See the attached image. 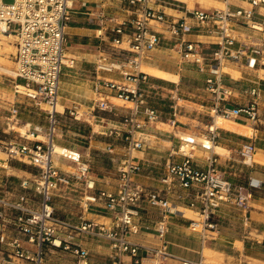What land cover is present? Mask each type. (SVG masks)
I'll list each match as a JSON object with an SVG mask.
<instances>
[{"label": "built area", "instance_id": "2783aa9c", "mask_svg": "<svg viewBox=\"0 0 264 264\" xmlns=\"http://www.w3.org/2000/svg\"><path fill=\"white\" fill-rule=\"evenodd\" d=\"M80 0H0V35L15 37L16 93L24 94L37 106L47 105L50 126L47 142L35 145L10 143L8 153L21 158L38 170L32 177L23 179L20 191L12 196H0V264H45L47 253L69 251L78 264H89L90 251L73 242L75 234H86L108 242L113 250V263L122 264L124 256H130L134 264H167L177 259L168 251L166 242L169 221L173 216L184 217L183 207L197 211L200 220L191 222L193 231L199 232L203 242L219 232V213L224 205H231L247 215L251 209L253 191L262 189L261 178L250 175L244 188L226 179L218 168L217 157L209 158L205 169L199 167L193 156L197 143L193 139H181L180 146L161 176L162 190L152 191L136 181L143 171L135 152L145 147L138 134L147 125L161 121L160 111L152 105L159 98V88L149 83V75L142 67L147 57L165 41L175 40L177 54L187 62L196 64L201 73H208L207 90L215 95L214 111L227 120L244 119L256 124L260 121V90L252 89L249 101L236 107H225L230 92L224 86V67L229 63L256 69L264 66V38L250 36L247 42L235 36L238 26L262 31V25L254 21L256 9L264 7V0H241L248 7L227 9H195L186 17L175 18L151 5V0H113L134 18L118 21L101 12L98 15L97 36L109 40L111 52L102 50L96 62L97 73H117L120 79L97 76L94 91L99 100L97 107L111 110L110 98L115 97L132 104L125 118L126 131L110 129L109 136L122 137L124 155L118 170L117 191L97 190L96 181L89 177L90 167L83 162L80 153L74 157L60 155L65 160L81 165L79 174L73 175L84 182L82 206L86 210L102 211L111 218V224L83 220L74 223L56 212L54 192L61 187H72L74 181L55 166L57 107L60 102L61 78L66 67L74 66L75 59L67 55V36L74 6ZM109 22L111 25H109ZM164 29L166 34L155 28ZM198 29L201 34L213 38L208 43L192 40ZM176 125L178 105L172 106ZM15 113H18L15 110ZM72 114H74L72 112ZM214 133V129L211 130ZM216 136L213 134V140ZM210 143V142H209ZM210 150L211 145L202 144ZM113 149L110 147L109 152ZM240 157L251 165L256 156L254 143H244ZM7 186L14 187L11 182ZM159 208L160 219L156 223V246H141L130 240L140 232L136 219L141 216V202ZM183 264H196L184 262Z\"/></svg>", "mask_w": 264, "mask_h": 264}, {"label": "crops", "instance_id": "0c3cea01", "mask_svg": "<svg viewBox=\"0 0 264 264\" xmlns=\"http://www.w3.org/2000/svg\"><path fill=\"white\" fill-rule=\"evenodd\" d=\"M151 1L152 7L175 18L186 17L195 9L230 8L235 10L238 7H248V4L241 0ZM103 11L107 17H114L118 21L134 18L131 13L122 9L113 0H80L74 6L68 28L67 55L75 59V63L74 66L64 69L61 78L59 105L63 107V111H58L61 114L77 110L84 111L87 114L86 117H88V111L97 106L99 100L94 91L97 76L105 79H120L117 73L96 72V62L101 55V51L104 50L110 53L112 50L109 40L102 41L97 36L99 30L98 15ZM254 21L261 24L263 30L255 31L244 26H238L234 34L239 41L247 42L250 40L251 35L256 38H264V7L256 9ZM109 25H111L110 22ZM155 28L164 32L166 38H170V34L164 29L159 28L157 25H155ZM190 38L206 42L208 46H210L209 43L213 42V38L201 34L198 29ZM174 43L175 40L172 42L165 41L144 61L146 65L179 76V82H175L148 74L149 83L159 88L158 94L161 97L168 95V93L171 94L172 99L175 100L174 104L178 105V112L175 126L171 124L174 119L172 114L170 119H161L157 124L147 125L138 134L144 140L145 147L134 154L143 165V171L136 177V181L149 190H162L164 186L160 179L167 170V164L174 159L175 161L181 160L180 156L172 157V153L178 149L181 139H193L197 143L193 156L199 167L205 169L209 158L217 157L218 168L224 173L226 179L235 184L246 188L250 175L257 176L264 182V66L251 69L237 63L227 64L229 72H224V86L230 92V95L222 104L225 107L244 105L250 99V91L258 88L260 90V121L253 124L244 119H235L225 121L219 127L217 126L219 116L214 111V94L209 95L207 103L201 105L194 102H190V105H180L176 102V98H179V94L184 87L183 77H186L187 71L185 69H188V66H184L186 61L177 54ZM209 77L208 73L201 76L205 81L204 85H206V80ZM119 100L115 97L110 98V111L114 109L120 111L121 114H125L123 115L124 119L110 120L103 118V125L95 124L97 130L109 131L110 129H116L122 132L126 131L124 121L130 114L131 107L128 105L129 102L124 101V104H120ZM2 103L1 101V107H3ZM4 105L8 107L3 108L10 111L13 116L8 119V122L0 118V126L7 124L9 129H5V132H9L11 130L10 126L17 116V113H15L17 109L15 104L4 103ZM23 127L27 128V133L24 136L21 133L20 137L3 136V138H0V196L17 194L20 191V182L34 175L31 169L21 163L23 159L19 157L12 158L8 153L10 143L35 145L37 142H45L42 140L45 139L44 135L39 134L42 130L34 123L23 124L21 128ZM212 129H214V133L211 132ZM213 134L216 136L214 140ZM205 141L210 142L212 146L210 150L203 148L202 144ZM248 142L254 143L256 147L255 160L251 165H246L239 154L243 144ZM95 146L94 142L91 141L88 153H85L79 146L66 145L63 147L73 153L82 155L83 163L90 167L89 177L96 181L97 190L117 191L119 179L115 177L114 173L106 167L92 168L91 161L86 159L91 157L92 148ZM111 146V144H103L99 147H102L105 152H109ZM95 155L93 153V156ZM55 166L74 181L72 187H61L56 190L60 193L59 195L68 200L71 198L72 193L79 196L80 209L78 213L74 218L69 216L63 218L74 223L88 220L111 224V218L105 212L83 209L81 200L84 182L73 177V175L79 174L81 165L59 156L55 159ZM7 181L11 182L14 187L7 186ZM54 205L59 215L56 198ZM140 206L141 216L135 220L140 225V232L137 235H132L130 240L141 246H156L159 241L156 237L155 226L161 216L160 210L152 206L148 200L142 201ZM183 209L184 217L173 216L169 221L170 230L166 242L168 243V251L175 255L177 259H168L167 264H183L184 262L196 264H264V186L262 189L253 191L251 209L247 215L232 216L226 212L228 205H224L219 213V219H217L218 224L223 223L222 225L219 224V232L214 234L210 231L212 237L205 242H203L201 234L193 231L190 227L191 222L195 219L188 217V213L192 212L199 217L197 211L186 206ZM228 222H231L233 227L230 225L225 226V224L228 225ZM73 242L90 251L89 264L113 263L114 252L108 242L82 233L75 234ZM72 258L73 255L69 251L51 252L47 253L45 264H65V261H68L66 264H78V259L75 257L74 261H71ZM144 263L154 264L151 259H145ZM122 264H134V261L130 256H124Z\"/></svg>", "mask_w": 264, "mask_h": 264}, {"label": "rangeland", "instance_id": "374dc122", "mask_svg": "<svg viewBox=\"0 0 264 264\" xmlns=\"http://www.w3.org/2000/svg\"><path fill=\"white\" fill-rule=\"evenodd\" d=\"M7 1L11 2V0ZM16 52L17 49L15 45V37L8 39L0 35V61L2 60L0 62V102H3V107H8L4 105V103L15 104L18 111L16 118H14V123H12L10 126L11 130H9V132H5V129H9L7 124L5 126H0V138H3V136L20 137L21 133L24 136L27 133V128H21V126L23 124L32 122L35 126L39 127L42 132H44H40L39 134L44 135L45 139L42 140L47 142L48 140L46 133L48 132L50 126L49 116L47 114L48 106L44 104L37 106L34 101L30 100L24 94L25 91L23 88H20L22 92L21 94L16 93V84H23V81L15 79ZM184 66H188V69H185L187 72L185 74L186 77H183L184 87L179 94V98H176V102H178L180 105H190V102L200 105L207 103L209 99L208 96L213 95V93L207 90V84L204 85L205 81L201 78L204 73H201L198 66L191 62L186 61ZM2 69H4V71ZM223 71L229 72L227 65L224 67ZM9 72L12 73L10 74ZM174 101L175 100L172 99L171 94L168 93V95L164 97L160 96L159 98L153 99L152 105L160 111L161 119H170L171 115L173 114L172 106L175 103ZM119 103L124 104L125 102L119 100ZM128 105L129 107H132L131 103ZM3 107L0 106V118H3L8 122V119L12 118L13 115L10 113V111ZM72 112L74 114H72ZM88 112V117H86L87 114L84 113V111L71 110L63 114L60 113L57 117L58 125L56 130V143L62 146H79L85 151V153H88L89 148L91 147V141H93L94 145L96 146L92 148L91 157L86 158L91 161V167L96 169L106 167L111 170L118 179V170L123 158L122 150L125 148V142L121 136H109L110 130H97V126H95V124L103 125V118L110 120H121L124 119L123 115L125 114H121L120 111H116L115 109L113 111H102L97 106H94V108ZM18 123L19 125H17ZM103 144H111V147L114 151L105 152L102 148L103 146L99 147ZM178 146H180V144H178ZM93 153L96 155L93 156ZM21 163L28 169H31L34 174L38 173V170L34 168L33 165L29 164V162L22 160ZM54 194L56 195L55 198L56 204L58 205L59 215L62 217L69 216L70 218H74L80 209L78 203L79 196L72 193L70 195L71 198L68 200L60 196V193L57 191H55ZM226 212L232 216L243 214L240 210L231 205H228V210ZM188 217L195 219V221L200 220V217L194 215L192 212L188 213ZM219 224L222 225L223 223L220 222ZM227 224L228 225L225 224V226L230 225L233 227L231 222H228ZM71 255L73 254L71 253ZM74 258L75 257L73 256V260L71 259V261H74ZM64 263L66 264L68 261H65Z\"/></svg>", "mask_w": 264, "mask_h": 264}, {"label": "bare ground", "instance_id": "6f19581e", "mask_svg": "<svg viewBox=\"0 0 264 264\" xmlns=\"http://www.w3.org/2000/svg\"><path fill=\"white\" fill-rule=\"evenodd\" d=\"M185 1V0H184ZM188 1V0H187ZM4 37V36H3ZM13 36H5V38H12ZM2 61V60H1ZM0 61V62H1ZM2 66V65H1ZM142 69L147 72L148 74L150 75H156V76H159V77H163L164 79H168V80H171V81H175V82H179L180 78L178 75H175V74H171V73H168V72H164V71H161L157 68H154L152 66H149V65H146L144 64ZM4 71V69H2ZM229 70V69H228ZM231 70V69H230ZM1 71V70H0ZM235 72V71H234ZM6 73V72H5ZM10 73V72H9ZM12 73V72H11ZM10 73V74H11ZM22 89V88H21ZM59 107V108H58ZM58 107H57V110L58 111H63V107L61 105L58 104ZM225 121H231V120H227V119H224L222 117H219L218 119V123H217V126L221 127L222 126V123L225 122ZM189 140V139H187ZM204 142V141H203ZM206 144L210 145V143L208 141H205ZM204 143V144H205ZM54 149H55V159H57L60 155H67V156H71V157H74L75 156V153L67 150L65 147L57 144L55 142L54 144ZM217 253V252H216ZM218 255V254H217ZM214 262V261H213ZM212 262V263H213Z\"/></svg>", "mask_w": 264, "mask_h": 264}]
</instances>
